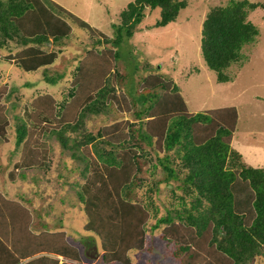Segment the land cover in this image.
Instances as JSON below:
<instances>
[{
    "label": "trees",
    "instance_id": "trees-1",
    "mask_svg": "<svg viewBox=\"0 0 264 264\" xmlns=\"http://www.w3.org/2000/svg\"><path fill=\"white\" fill-rule=\"evenodd\" d=\"M186 3L128 1L108 35L54 0H0V48L6 47L1 57L24 71L41 68L46 82L62 76L47 69L64 50L70 22L91 37L79 56H68V62H75L65 94L60 99L50 92L35 95L32 112L50 125L47 130L62 148L84 160V181L76 190L86 215L83 229L95 235L103 263L129 264L127 252L144 248L145 225L152 217L151 228L165 225L159 236L171 244L178 264H256L258 257L264 258V168L247 164L230 145L235 106L192 111L175 81L158 71H146L133 95H125L119 88L124 75L112 68L121 39L137 29L147 8H158V17L148 26H160L174 20ZM262 4L228 0L205 11L199 51L217 81L230 79V65L246 60L242 47L259 31L247 19V9ZM12 45L18 48L12 50ZM109 105L124 118L87 129L84 117L105 112ZM122 119L127 127L120 126ZM7 125L0 117V138H6ZM14 128L15 146L20 145L14 166L45 168L48 145L40 138L45 128L31 141L25 140V124ZM157 168L160 177L153 178ZM168 181L174 182L168 190L172 199L157 214L154 195L158 183ZM31 215L20 200L0 192V264H82L63 230L29 232ZM14 221L19 222L18 232ZM34 240L54 253L22 262Z\"/></svg>",
    "mask_w": 264,
    "mask_h": 264
},
{
    "label": "rangeland",
    "instance_id": "rangeland-1",
    "mask_svg": "<svg viewBox=\"0 0 264 264\" xmlns=\"http://www.w3.org/2000/svg\"><path fill=\"white\" fill-rule=\"evenodd\" d=\"M54 1L91 26L112 35L113 23L117 22L119 11L131 0ZM227 1L187 0L186 5L178 9L174 20L160 26H148L158 17V8H147L137 29L129 37L121 39L117 47L116 65L112 68L124 75L119 88L125 95H133L140 77L146 71H158L175 81L187 107L192 111L234 105L237 119L230 145L241 153L247 164L264 168V0H252L263 4L247 9V19L259 31L252 43L242 47L246 60L240 66L230 65V79L217 81L216 72L207 67L199 51L200 26L205 11L211 5H222ZM69 25L71 32L64 38V50L47 69L49 74L52 71L63 72L53 83L43 79L41 68L24 71L5 60L1 55L6 52V47L0 48V117L8 121L6 138H0V192L6 198L20 200L22 205L29 208L32 218L27 221V230L32 234L42 230H63L65 239L77 248L82 264H121L103 263L98 259L101 249L97 239L93 233L83 229L86 215L76 190L84 181V160L73 157L72 153L78 152L62 148L55 136L47 130L50 125L37 120L32 112V99L35 95L50 92L60 99L65 94L69 84V70L75 62H68L71 59L68 56H79L85 47L90 46L91 37L88 32L71 22ZM16 48L18 46H11L12 50ZM145 62L148 63L147 67ZM118 117L124 118L122 113L114 111L109 105L105 112L85 116L84 122L87 129L95 130L100 124L118 120ZM18 122L25 124V140L31 141V138L37 136L39 128H45L40 134L41 140L48 145L45 168L14 166L20 159V145L15 146L14 142V127ZM120 124L127 127L123 119ZM20 171L23 175L19 174ZM160 174L161 170L157 168L153 178L160 177ZM173 185L172 181L158 183L154 195L157 214L164 213L165 208H168L172 199L168 190ZM139 194L137 190L136 195ZM154 220L152 217L146 222L144 248L127 252L129 264H178L177 259L171 255V244L159 236L165 225L160 223L151 228ZM14 223L17 225L14 229L18 232L19 222ZM9 240L15 242L12 236ZM24 251L27 256L20 258L22 262L35 256L54 253L40 248L36 240ZM256 264H264V258L258 257Z\"/></svg>",
    "mask_w": 264,
    "mask_h": 264
}]
</instances>
